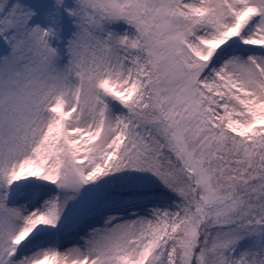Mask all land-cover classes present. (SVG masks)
Listing matches in <instances>:
<instances>
[{
	"label": "snow or ice",
	"instance_id": "snow-or-ice-1",
	"mask_svg": "<svg viewBox=\"0 0 264 264\" xmlns=\"http://www.w3.org/2000/svg\"><path fill=\"white\" fill-rule=\"evenodd\" d=\"M0 264H264V0H0Z\"/></svg>",
	"mask_w": 264,
	"mask_h": 264
},
{
	"label": "rangeland",
	"instance_id": "rangeland-1",
	"mask_svg": "<svg viewBox=\"0 0 264 264\" xmlns=\"http://www.w3.org/2000/svg\"><path fill=\"white\" fill-rule=\"evenodd\" d=\"M69 3H72V0H68ZM110 27L115 28L117 31L123 33V32H128L129 34H134L135 33V27L134 25H129L126 21L121 20L116 24L111 25ZM75 25L73 21L68 18L67 16L65 17V31L63 33L65 40L71 35V31L69 29L74 30ZM53 44L59 43L55 38H53Z\"/></svg>",
	"mask_w": 264,
	"mask_h": 264
}]
</instances>
